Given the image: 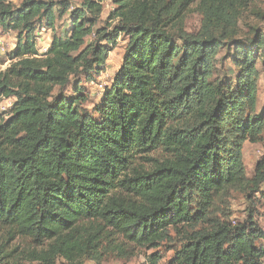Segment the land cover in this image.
<instances>
[{
  "label": "trees",
  "instance_id": "obj_1",
  "mask_svg": "<svg viewBox=\"0 0 264 264\" xmlns=\"http://www.w3.org/2000/svg\"><path fill=\"white\" fill-rule=\"evenodd\" d=\"M105 1L82 0L70 35L54 34L40 56L37 20L54 31L71 1L0 0V27L18 34L0 73V99H16L0 116V264L100 260L158 248L172 229L184 244L170 264H263L254 215L216 217L230 189L264 182V157L252 179L243 163L244 143L264 132L255 50L235 47L237 88L216 75L235 0H203L198 34L177 28L195 0H113L111 31L96 28ZM121 33L132 41L94 116L78 82L75 96L64 90L82 73L95 80ZM250 43L264 49V36Z\"/></svg>",
  "mask_w": 264,
  "mask_h": 264
},
{
  "label": "rangeland",
  "instance_id": "obj_2",
  "mask_svg": "<svg viewBox=\"0 0 264 264\" xmlns=\"http://www.w3.org/2000/svg\"><path fill=\"white\" fill-rule=\"evenodd\" d=\"M22 0H7L15 7H19ZM72 4L71 10L67 11L63 16H59L55 30L45 26V19L37 20V30L35 32V40L39 50V55L43 56L49 49L53 35L60 37L70 35L72 30L73 10L79 7L82 0H70ZM203 0H195L189 7H186L182 21L177 24V28H182L188 34H198L202 30ZM116 7L113 0H106L103 3V12L97 21L96 28L106 27L112 30L118 23V20H109L110 12ZM236 15L233 28H229V40L225 41L218 57L216 59V75L223 79L224 83L231 84L237 88V75L239 68L234 64L235 47H251L255 50L257 56V65L259 69V80L257 88V104L256 114L264 112V49L251 46L250 41L257 34L264 36V0H235L233 12ZM58 15V12H57ZM90 41V37L87 38ZM132 41V37L126 33H121L117 39V45L109 52L106 65L101 73L95 76V80L88 82L84 73L77 77H73L64 93L70 97L75 96L74 85L76 82L83 88L84 93L88 97V101L84 107L94 116H98L95 107L101 102L102 95L106 87H109L113 79L123 63V56L128 44ZM18 42V34L12 29L0 27V55L4 60L0 65V73L9 68L14 60L10 59V54L15 50ZM59 90L56 89V92ZM14 97L0 99V116L7 118L13 103ZM264 157V132L258 142L246 141L243 146V163L245 174L248 179H252L255 175L258 162ZM264 182L257 190L252 187L230 189L224 195L223 201L218 204L216 217L232 224L245 223L248 221L250 214L254 215L260 229L264 232ZM171 239L163 242L158 248L141 247L130 249L126 254L117 252H107L100 260L83 257L76 264H151L149 256L158 252L160 261L158 264H170L175 253L183 246L184 238L176 230H171ZM27 243V241H21ZM19 244V243H18ZM264 246V240L260 242ZM23 245V244H21ZM25 245V244H24ZM13 247V244H12ZM11 247V248H12ZM130 247V246H128ZM10 248V249H11ZM20 264H28L24 262V258L17 259ZM58 264H67L63 259H59ZM264 264V260H263Z\"/></svg>",
  "mask_w": 264,
  "mask_h": 264
}]
</instances>
